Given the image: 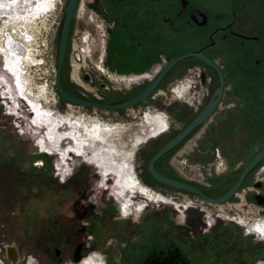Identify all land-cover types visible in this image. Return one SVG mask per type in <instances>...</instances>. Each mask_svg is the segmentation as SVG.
Here are the masks:
<instances>
[{
	"label": "flooded vegetation",
	"instance_id": "1",
	"mask_svg": "<svg viewBox=\"0 0 264 264\" xmlns=\"http://www.w3.org/2000/svg\"><path fill=\"white\" fill-rule=\"evenodd\" d=\"M80 3L84 5L86 13L94 12L104 26L101 47L98 49L93 44V51L88 60L89 69L82 73L86 84L97 85L102 92V96L96 98L100 102L112 103L136 94L170 59L184 52H199L213 63L212 66L194 56L186 57L163 75L156 89L149 95L156 103L171 106L168 116L170 120L167 119L169 130L165 125L168 132L154 140L156 145L152 151L159 149L213 99L216 89L220 86L221 74V94L214 108L204 123L188 137L200 127L214 123L204 136L209 137L206 140L208 148L216 143L219 145L213 147L215 157L209 162V171L212 166L215 168L222 153L227 155L225 157L228 161V158L234 159L233 154L237 149L243 150L244 158L237 172H232L233 168L228 169L225 163L223 170H220L222 177L202 178L200 189L208 196L215 197L226 191L247 162L264 148V0H77L70 33L75 26V12ZM94 43L96 44L95 39ZM69 46L70 35L66 52L67 64ZM94 57L99 59L98 63L109 73L124 74L129 78L141 75L150 77H142L134 82L125 80L116 86L108 77H103L98 72L96 63L92 60ZM61 82L74 94L72 89L75 86L68 71L61 75ZM7 85L6 81L1 82L0 92ZM180 87H183L182 91L177 92L176 88ZM115 90H118V94L114 93ZM161 90L163 97L156 98ZM113 94L115 97L111 96ZM4 98L8 101L7 96ZM176 100H180L184 107H172ZM3 101L0 93V116L5 114ZM2 119L0 117V120ZM174 120L183 123L177 128L172 124ZM79 122L85 128L82 138H85L87 143L110 141L108 136L111 133H103L100 124L97 125L94 120L83 119ZM120 132L121 129H118L114 140L120 139ZM237 134L240 136L238 140ZM214 136L220 140L216 142L212 138ZM83 141L77 138V142ZM100 148L103 149V154L104 150H107L105 148L109 147H97L98 150ZM114 154L112 153L113 156ZM165 155L166 153L155 162L159 171V163ZM119 158L117 157L116 161L121 174L124 164H120ZM32 161L37 162L38 165H35L39 166L40 170L32 165ZM81 161L83 159L75 161L74 164L70 163V171L64 179H59L58 186L72 190L74 194L81 196H78L79 198L84 199L83 191L79 183H76L81 175L72 172ZM25 162L30 163L33 172L23 171L21 167ZM15 164L23 175H17L16 181L22 183L25 178L34 181L27 178L30 172L43 175L50 171L52 166L50 157L45 154L28 159L15 152L5 131L0 130V172L12 171L9 176L13 179ZM69 175L72 176L68 178ZM123 175V187L120 192L128 203L125 204L128 208L124 209L123 205L122 209L119 204V213L124 218L138 216L135 208L141 199H137V195L127 196L125 192L129 186H136L137 180L128 172ZM17 183L16 192H22V198L24 184ZM233 198L235 202L231 206L229 202L226 203L230 210L236 209L242 213L237 214L242 218L241 221L238 218L232 219L234 216H228L220 209L221 205L226 203L214 205L200 198L197 204L194 203V207H200L198 210L202 215L204 212L208 214V217L203 215L204 225L199 231L196 243L163 232L167 226L164 220L140 219L127 226V221L119 215H111L107 219L102 211L94 213L92 206L76 212L74 221L77 223L74 227H59L65 241L54 246L46 245V249L54 255V264H103L91 254L93 252L100 253L106 264H264V157L249 170L240 188L230 199ZM185 203H179L180 207ZM144 206H148V203L143 205V209ZM191 206L193 207L192 203L185 207L180 214V220H184V213L191 209ZM141 209L142 206L137 208V211ZM218 211L223 214L217 215ZM88 216H92L94 221L87 220ZM220 220L240 225L241 238L237 240V235L233 234L236 240L232 239L233 236L228 240L227 227L217 226ZM72 240L73 244L70 243ZM38 246H41L40 242ZM6 247L13 251L16 264H41L32 253L24 250L23 242L14 237L8 239L4 231H0V264H10L5 254ZM107 249L117 250L113 261L108 259ZM88 255L90 256L87 257ZM253 255L255 256L252 257ZM28 256L33 257L34 263H28ZM77 257L79 260H76Z\"/></svg>",
	"mask_w": 264,
	"mask_h": 264
},
{
	"label": "rangeland",
	"instance_id": "2",
	"mask_svg": "<svg viewBox=\"0 0 264 264\" xmlns=\"http://www.w3.org/2000/svg\"><path fill=\"white\" fill-rule=\"evenodd\" d=\"M35 2L36 0H26L25 2L21 1V3L28 5H33ZM18 5L19 4L17 3L16 7H18ZM54 11L47 13L44 12L42 14L41 12L35 13V15H33L34 18L32 16L31 21L29 22L31 26L28 25V28L34 31V33L47 35V32L52 27V21L55 19L57 10ZM19 12L21 11H18V13ZM11 14L16 16L17 12H15V14L14 12ZM6 18L8 19L10 17H6L5 15H3V17L1 16V19L3 20ZM85 20L86 21L83 22V27L81 28L80 32L83 33V30L90 32L92 51L93 44L97 46L98 49H100L102 37L99 35V28L96 26V22H91L89 18H86ZM94 39L96 40V44L94 43ZM56 44L57 40L54 46V52H56ZM92 60L96 64L99 62L97 57H94ZM64 67L65 71L63 70L62 74L64 72L66 73L67 71L69 72V66L66 63V58ZM98 76L101 79H104L101 75ZM74 86L75 88L72 89L74 92L80 93V91H84L91 98H96L95 96L97 95L100 97L102 96V92L98 89L97 85L93 86L85 83L84 86L87 88V90L80 89L75 84ZM117 92L118 90L114 91V93ZM162 92L163 91L161 90L156 98L163 97ZM111 96H114V94ZM155 101L156 100L150 96L144 102L136 106L121 110H105L81 107L69 103L72 106L69 110L70 112L75 114L84 113L87 116H90H86L89 120H96L95 118L91 117L96 116L104 124L121 129L119 137L120 139L115 140L113 137L116 136L118 128L114 131L103 130V133H111L108 136L110 141L106 143H98L97 145L104 148L109 147L110 149L105 148L107 150H104L105 152H103L101 155L98 152H102L101 150L103 149L100 148V151L98 150V152L95 150L94 153L97 155V157L87 154L85 157L81 158L83 161L73 168L72 172H78L81 175L79 177V181H76V183H79L80 189L83 191L85 197L84 199L79 198L81 196L74 194L72 190H67L64 187L60 188L58 186V182L61 177L57 175V171L54 170L55 163L58 162V160V163L61 165L66 164L65 166H70V163L73 160L80 161L81 159H77L74 156H71L68 159H61L57 154L52 155L38 151L35 143L38 141V137L43 134L44 130L42 128H32L28 126L30 112L28 110L29 108H26L24 105H22L23 109L21 111L19 110V114L15 115L16 117L8 114L1 115L0 117L1 119L3 117V119L0 120V130L5 131L7 139H9V142L14 147L15 152H19L22 156L28 159H34L37 155L45 154L50 157L52 166L50 171L45 172L46 174L43 175H34L30 172L27 178H31L36 182L28 181L26 178L23 183L22 181H16V178L18 179L17 175L23 176L22 172L18 170L19 168L17 167V164L14 165L15 167L13 166V177L15 180L14 178L11 179L9 176V173L12 171L3 170L7 173L3 171L2 173L0 172V231H4L8 239L14 237L15 239L23 242L24 250L27 253H32L41 264H54L56 259L51 251H47L46 245L54 246L58 244V242L60 243L63 241L64 235L62 234V230H60L59 227L63 225L67 227H74L77 223L74 221L76 212L86 210L94 206V213L96 211H102L104 218L111 217V215H119L121 218L127 221V226L135 224L136 221L140 219H144L146 221L150 218L157 221L164 220L167 226L163 232H169L175 238L183 240L189 239L191 240V243H196L199 231L204 223L202 221V213L198 210L199 208L194 206H191V209L185 211L184 220L182 221L179 218V213L175 207L176 205L153 201L136 192L134 195L138 196L137 199H141V201H138L137 204L138 206H142V209L139 211H137L138 206L135 208V212L138 216L132 215L130 217L124 218L119 213V204L123 209V205L126 204V201H124L122 195H120V190L123 186L119 182L120 166L116 161L117 157H120L119 159H121V163H119L121 165H125L122 170V177L124 176V173L128 172L125 170V167L128 168L132 166L133 172L137 175L144 187L158 192L168 200L171 199L178 204L183 203L184 201L188 204H197L200 200L199 197L191 193H185L181 190L168 187L157 181H152L153 178L149 176L150 174L147 170V163L153 152L152 150L156 145L154 140L159 139L168 132L169 126L167 123L168 120H170L168 116L171 106L169 107L167 105H163L162 103H156ZM174 102V106L172 107H184V104H182L180 100H176ZM20 103L23 102L21 101ZM67 104V102L64 103L59 100L55 105L51 102V109H54L56 112L58 111L60 113L68 111ZM159 117H161L160 120H158V123L161 125L158 129L160 132L152 137H148L147 134L153 130L150 127L153 125V120ZM16 121L22 125V128L25 131L23 135L18 132L19 127L15 126ZM173 123L174 126L178 128L183 122L174 120L172 124ZM165 125L168 128L167 131L165 130ZM212 125H214V123L210 122L208 125L200 127L190 137L186 138L184 141L175 146V148H173L169 153H166L165 157L162 159L163 162L161 160V163H159L160 172L164 173V175L168 177L191 183L199 189L202 187V183L199 182V179H205L207 177H210L209 179H217L222 177L223 174L220 172V170H217L216 167L213 168L212 166V169H210V171L208 170L210 168L209 162H211L215 157L214 152H212L213 147H219V145L216 143L214 146L208 148L209 145L206 143V140L209 137L206 136V138H204L205 132L208 128H212ZM236 137V140L240 138L238 134ZM212 138L213 140H216V142L220 140V138L217 136ZM112 153H115L114 156ZM221 155L222 157L218 160L217 165L221 164L220 166L222 168L226 163L228 169L233 168L231 171L237 172V168L240 166V163L244 158L243 150L237 149L233 154L234 159L228 158V161L225 157L227 155H224V153ZM96 162L97 165L99 162L105 164L104 166L107 165L108 169L105 167L106 171L111 169L108 176H103L101 174L102 172H100V167L95 165ZM35 164L38 165L37 162L32 163V165ZM36 165L35 167L37 170H40L38 169L39 166ZM21 168H23L24 172H33L32 167L28 162H25ZM207 173L210 175H207ZM129 174L132 176V173ZM70 176L72 175H69L68 178ZM132 178L134 177L132 176ZM17 182L24 184V194L22 198L20 196L22 195V192H19V194L16 192V188L18 186ZM135 188L138 187L135 185L132 187L129 186L128 190H125L126 194L130 195L131 193L129 190ZM140 189L141 191L144 190L142 187ZM228 202L231 206L235 200L233 198ZM145 203H148V206H144L143 209V205ZM229 205L226 203L221 206L220 209H223L228 216H237V214H242L236 209L230 210ZM105 212L107 214H105ZM87 220H90L91 222L94 221L92 216H88ZM224 222H226V224H224ZM217 226L220 228L227 227V234L229 236L228 240L230 239V236H233L232 239L236 240L235 235L233 234L237 235V240L241 238L240 233H242V227L240 225H236L230 221L220 220L217 223ZM132 236H134V234ZM39 242L41 243V246L37 247ZM70 243L73 244L74 241L72 240ZM116 252L117 250L109 251V249H107V257L110 261H113ZM254 256L255 255L252 257Z\"/></svg>",
	"mask_w": 264,
	"mask_h": 264
},
{
	"label": "bare ground",
	"instance_id": "3",
	"mask_svg": "<svg viewBox=\"0 0 264 264\" xmlns=\"http://www.w3.org/2000/svg\"><path fill=\"white\" fill-rule=\"evenodd\" d=\"M21 1L25 2L26 0H0V17L1 16L3 17V15H5L6 17L11 16L13 18L11 20H8V22H6V19H7L6 18L2 20L3 24L0 23V64H1L0 83L5 82V81L8 83L7 87L5 89H1L0 93L6 103L7 114L11 116H15L16 114H19V110L21 111V109H23L22 105L28 106L29 108L28 110L30 112V119L28 122V126L32 128H42L44 130L43 134L38 137L39 139L35 143V146L38 148V151L40 152H44L46 154L50 153L52 155L57 154L59 158L61 159H65V158L68 159L71 156H74L77 159H81L85 157L87 154L97 157V155L94 153L95 150H97L98 152L97 141H94L93 143H87V140L85 138H82V136H84L85 128L83 124L81 123L82 124L81 125L79 122V121H82L83 119H87V117H90V116H87L84 113L75 114L73 112H70L69 110L72 107L70 105L71 103L67 104L68 111H64L61 113L59 112L60 114H53L51 111L50 103L51 101L56 100V98L53 97L52 95L47 94L45 88H42L40 92L41 96L37 94L35 91H33L29 84L30 82L28 78L29 76L27 75L25 71V68H27L26 67L27 64L30 63L31 61L30 59L32 58V55L34 54V51L33 49L31 51V45L29 41L27 40L28 34L26 33V31H28L27 28H28V25H30L29 22L31 21L32 16L35 15L37 11L43 10L44 6L47 8L48 7L55 8V5L57 4L58 0H36V2L33 5L24 4V3H21ZM16 3L19 4L18 7H15ZM18 11H21V12L18 13ZM13 12L14 14L15 12H17V15L15 16L11 14ZM0 21H1V18H0ZM7 29L10 31L9 34L12 35L13 40H10V38L7 37L8 35L5 34V30ZM85 33L83 34L82 40L85 43V48L87 49V51H90L92 47L87 41ZM82 51H85V49L82 48ZM96 66H98L97 69L103 68L100 63H97ZM112 77H113L112 75L109 76L111 82L119 81L118 79L114 80ZM142 77H150V75H141L139 77L136 76L134 77V80L132 82H134L135 80L138 81V79L140 80V78ZM182 89L181 90L179 89V91H182ZM4 96H7L8 98L7 100L9 102L6 101ZM21 101L23 103H20ZM92 117L96 119L94 121L96 122L97 125L100 124V128L102 131L103 130L104 131H114L115 129L118 128V127H111L108 124H104L96 116H92ZM160 118L161 117L153 120V125L150 126L151 129L153 130L147 134L148 137L149 136L152 137L160 132V130H158L159 127L161 126L158 123V120H160ZM90 120H93V119H90ZM15 126L19 127L18 132L21 135L25 133L24 129L22 128V125L19 122L16 121ZM162 128H163V125H162ZM35 133H36V130H35ZM76 137L79 139H83L84 140L83 142L85 143L77 142ZM98 153H100L101 155V152H98ZM58 162L55 163L54 170L57 171L56 173L57 175L61 177V179H64L66 175L68 174V171H70L72 164H74L75 161L73 160L70 166L68 165L65 166L66 164L61 165ZM95 165L100 167V172H102L101 174L103 176L109 175L111 169L109 171H106V168L108 169L107 165L104 166L105 164H102L101 162H99L98 165L96 162ZM220 165L221 164L215 165L217 170H223V167L221 168ZM132 169H133L132 166L128 168L125 167V170H127L129 173H132V176L136 178L137 180L136 187L138 188L129 190V192L131 193L130 195H134L136 194V192H138L142 194L143 196H145V198L153 200V201L162 202V203H175L171 199L168 200L167 198L163 197L158 192L152 191L144 187V185L141 183V181L138 179L137 175L133 172ZM121 175L122 173L119 176L120 184H121V181L123 180V177ZM141 187L144 188V190L141 191L140 189ZM145 194H147L149 197L146 196ZM130 195H127V196H130ZM126 204L128 205V203ZM186 206H188L187 202L183 205L182 208L180 207L178 203H176L175 207L179 213V217H181L180 214L182 213V211L185 209ZM139 207L140 206H138L137 208ZM125 208H128V207L125 205L124 209ZM206 217H208V214H206ZM236 218H238L239 221L242 220L240 216L232 217V219H236Z\"/></svg>",
	"mask_w": 264,
	"mask_h": 264
},
{
	"label": "water",
	"instance_id": "4",
	"mask_svg": "<svg viewBox=\"0 0 264 264\" xmlns=\"http://www.w3.org/2000/svg\"><path fill=\"white\" fill-rule=\"evenodd\" d=\"M77 0H67L66 5L63 11V17L61 21V25L58 32V40H57V56H56V69H55V76H54V84L55 89L59 97H61L67 103H71L73 105L81 106V107H89V108H97V109H127L131 108L135 105H138L144 102L149 95L156 89L159 81L163 77V75L177 62L180 60L194 56L198 59H202L213 66V63L208 60L205 56L201 53L196 51H187L180 55H177L169 60L166 66L152 79L150 80L140 91L136 94L116 101L112 103H104L96 100H90L88 98L73 94L69 92L61 82V75L62 69L65 63L67 46H68V39L70 35V28L71 22L73 19L75 7H76ZM87 79V77H86ZM223 79L220 74V86L216 89L214 96L216 98L211 99V101L191 120L189 121L183 128H181L176 134H174L171 138H169L149 159L147 163V170L150 176L157 182L164 184L168 187H172L174 189H178L181 191H185L191 193L200 199L206 201L209 204H223L237 192L240 188L242 182L244 181L246 175L248 174L249 170L261 159L264 157V148L259 150L255 156L247 162V164L243 167L241 172L239 173L235 182L223 193L218 196L210 197L205 194L201 189L194 186L191 183L174 179L168 177L161 173L155 166V162L171 150L173 147L184 141L196 128H198L204 121L206 120L208 114L214 108L220 94L222 88ZM6 258L10 261V264H16V259L14 258L13 251L6 247ZM79 260V257L76 258Z\"/></svg>",
	"mask_w": 264,
	"mask_h": 264
},
{
	"label": "built area",
	"instance_id": "5",
	"mask_svg": "<svg viewBox=\"0 0 264 264\" xmlns=\"http://www.w3.org/2000/svg\"><path fill=\"white\" fill-rule=\"evenodd\" d=\"M67 0H58L57 4L54 7H43V10H39L36 13L41 12H53L54 10H57L55 19L52 21V27L47 32V35H42L40 33H34L30 28H27L28 31L26 33L28 34V41L31 45V51L33 49L34 54L32 55V58L30 59V63L27 64V68H25V71L27 75L29 76V84L31 86V89L35 91L37 94L40 95V92L42 88L46 89L47 94L52 95L56 98V100L51 101L54 105L59 100V96L55 89L54 84V76H55V69H56V52H54V46L58 37L59 28L61 25L62 17H63V11L64 7L66 5ZM17 6V3H16ZM15 6V7H16ZM85 7L82 3H80L76 9L75 12V24L74 30L72 33H70V46L68 48V66H69V75L70 80L73 84L77 85L80 89H86L84 86L85 82L82 79V73L84 71H87L89 69V58L90 53L92 52V48L90 51H87L85 48V43L82 40L83 34L86 30H83V33L80 32L81 28L83 27L82 24L84 21H86V18H89L91 22H96V26L99 28V35L100 37L103 36L104 32V26L102 21L97 18L96 14L94 12H85ZM55 12V11H54ZM1 18V17H0ZM12 17L6 19V22L8 20H11ZM3 19H1L0 23L3 24ZM81 22V23H80ZM10 31L7 29L5 30V34H7L10 38V40H13V37L11 34H9ZM86 39L92 46V41L90 39V32L86 31L85 33ZM82 48L85 49V51H82ZM89 52V53H88ZM102 56V53L100 54ZM31 56V55H30ZM98 68V66H96ZM100 74H102L103 77H108L112 75L114 80H119L117 82L112 81L116 86H119L122 84L125 80H134V77H126L124 74H115V73H109L107 70H104L103 68L97 69ZM110 79V78H109ZM136 81V80H135ZM183 87L176 88V91L181 90ZM41 96V95H40ZM80 96L82 97H89L86 92L80 91ZM97 99L99 98L98 95L95 96ZM51 104V103H50ZM3 110L5 114H7L6 109V103L3 101ZM53 114H60L58 111L56 112L54 109H51ZM202 178V177H201ZM197 179V178H196ZM193 180V179H190ZM200 180V181H199ZM197 181L203 183L202 179H199ZM196 181V180H195ZM195 206V204H193ZM200 209V207H198ZM223 214L222 212H217V215ZM203 215H206L204 212ZM93 256L99 258V260L102 261L103 264H106L104 261L102 255L97 252L91 253ZM89 256V255H88ZM87 256V257H88ZM85 258V257H84ZM83 259V258H82ZM28 263H34V259L31 256H28L27 258ZM26 261V262H27Z\"/></svg>",
	"mask_w": 264,
	"mask_h": 264
},
{
	"label": "trees",
	"instance_id": "6",
	"mask_svg": "<svg viewBox=\"0 0 264 264\" xmlns=\"http://www.w3.org/2000/svg\"><path fill=\"white\" fill-rule=\"evenodd\" d=\"M58 40V39H57ZM56 56H57V44H56ZM63 70L65 71V67L63 66V69H62V72H63ZM64 85V84H63ZM64 87H65V85H64ZM66 88V87H65ZM67 89V88H66ZM68 91H70L69 89H67ZM74 94H76V95H79L80 96V94H77V92H74ZM88 99H90V100H97L96 98H91V97H87ZM59 100L60 101H62V102H66V101H64L61 97H59ZM98 101V100H97ZM136 106V105H135ZM117 110H121V109H117ZM158 150V149H157ZM157 150H154L153 152H152V154H151V156L157 151ZM150 156V157H151ZM149 175V174H148ZM150 176V175H149ZM151 178V177H150ZM152 179V178H151ZM152 181H155L154 179H152ZM183 192H185V191H183ZM185 193H187V192H185Z\"/></svg>",
	"mask_w": 264,
	"mask_h": 264
}]
</instances>
